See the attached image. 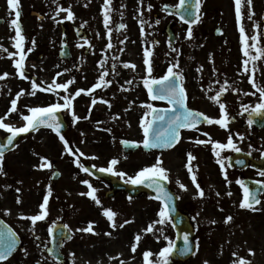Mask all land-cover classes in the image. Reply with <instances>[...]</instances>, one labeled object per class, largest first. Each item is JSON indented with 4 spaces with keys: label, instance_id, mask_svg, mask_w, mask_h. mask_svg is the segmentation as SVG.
Instances as JSON below:
<instances>
[{
    "label": "flooded vegetation",
    "instance_id": "obj_1",
    "mask_svg": "<svg viewBox=\"0 0 264 264\" xmlns=\"http://www.w3.org/2000/svg\"><path fill=\"white\" fill-rule=\"evenodd\" d=\"M37 1L39 0H19V24L24 37L23 48L26 55L25 68L30 62L34 61V54L37 52L39 37H41L43 40H49V48L52 52L56 50L53 56V66L55 64L60 65L61 62L64 65V67L56 70L60 73L65 71L66 79L63 80L65 75L52 71L50 80L55 79L56 83L74 81L66 91H71V93L66 95L72 96L78 89H82L83 85L80 82H91L87 90L93 89V86L100 82L99 78L103 71L109 73L105 77V81H111L110 84L102 85L100 88L91 91L90 94L87 91L82 92L73 100L75 114L85 115L90 113V120L83 122L81 118L78 122H74L72 113L69 110L59 111L64 115V122L67 127L66 136L69 131L74 130V142L70 143L69 140L72 147H78L79 142L86 141L97 144L98 136L96 132L107 134L106 129L113 127L109 124L107 118H105V121L99 117L94 119V115L100 107L105 110V115L117 111H145L147 108L143 105L151 102L154 107H167L160 101L150 99L148 90L144 86V79L162 78L167 74V69L177 63L179 67L174 68V71L180 72L183 76L182 85L187 93L188 107L200 111L210 118H221V112L219 105L210 100L209 97L216 95L221 87L225 86V81L228 85H231L220 97V101L226 105V111L230 119L227 129H222L216 124L203 123L197 126L198 130H183L188 132L186 139L191 140L195 138L207 141L211 138L212 141L227 143L229 136L232 137L241 151L234 152L230 149L221 151L220 158L224 160L227 180H225L224 172L217 163L218 158L214 155L211 143H193L192 146L176 149L177 144L181 141L179 140L172 149L151 154L156 155L155 161H157V158L163 161L162 166L169 173L168 188L176 196L180 213L186 215L193 226L196 235L195 254L199 252L194 264H205V262L207 264H238L239 259H245L250 264H256L255 261L259 260L262 262L261 264H264V187L256 183L257 181H264V177L259 174L264 171V163H262L264 158V127L259 128L253 124L249 126L248 113L243 110L245 105L254 107L260 102L259 92H255V95L240 93L242 89H249L250 78L254 82L264 80V57L254 62L250 61L249 71H244L243 62L247 57L243 54V45L240 38V24L242 23L245 34L249 38L250 55H257L255 48L251 47L253 44L264 49V0H252L250 8L247 0H242V20L239 23L236 18L235 0H202L198 13L194 9L195 0H186L185 7L190 8L191 11L186 13L183 9L184 18L191 21L195 19V15L201 17L198 23L192 24L191 39L187 37L189 24L185 23L180 17L181 14L178 15L177 13V10H181L178 7L180 0H111L109 8L112 10L113 7V10L112 13L109 12V23L111 25H108V28H105L104 24L103 5L105 0H94L95 9L92 14L96 19L97 26L92 31L88 28L75 27L73 22L68 23L70 20L65 17L66 19L63 18L64 20L59 24L62 30H56L55 32L52 30H49V32L38 31L37 24L48 22L49 19L55 21V23L57 21L56 10L54 14H51V8L49 9L51 6L47 4L52 3L56 7L59 4L70 5L72 11L75 10V7L69 1H78L81 4L86 0H43V3ZM15 11L10 10L8 0H0V20L2 21L0 29L2 27L7 29L10 35V37L0 35V46H2L0 47V76L4 73L8 74L4 79H0V117H4L8 113L11 101L16 98L18 93L22 90L25 93L26 89H29V91L25 96H20L17 101V111L8 115L4 121L5 123L23 120L24 115L31 114L29 112L30 108L39 107L46 102H43L44 97L52 96L47 101L52 100V102L63 104L61 97L65 96L66 93L60 89L56 90L55 93L37 90L35 95H31L32 81H36L41 87H46L43 86V81L40 79L41 73L36 75L34 73L28 74L25 71L28 80L20 78L17 69L14 67V61L19 59V55L9 58L10 53H18V49L14 47L16 43L14 39L16 35L15 27L11 23L15 18ZM250 12H254L252 19H248ZM73 19L77 18L73 17ZM121 24L126 25V27L121 29L119 27ZM109 29L111 30V48L107 47ZM253 36H256L257 40H253ZM40 43L45 44V41ZM6 46L9 49L5 52L3 49H6ZM62 46L67 50L66 56L61 54ZM40 48L42 50V46ZM79 49L84 50L82 58L77 53ZM146 49L151 52V56L148 57L153 69L151 77L148 76V66L144 63ZM101 62H104L103 68ZM124 63L134 64L136 67L135 69L125 68ZM198 69L200 70L198 71ZM79 75L84 76L85 80L81 79ZM8 77L14 78L15 80L11 81H15L17 84L8 83V86H6ZM129 81L131 83H128ZM191 88L196 89V91L191 92ZM6 89L7 95L5 97L3 92ZM197 89L200 91H197ZM201 90L206 92L208 97L199 94ZM194 93L197 95L198 100L191 103V97ZM93 99L97 101L95 105L92 104ZM33 101L37 105H34ZM68 116L71 117L70 123L66 121ZM135 119L141 122L140 114ZM101 123L103 124L101 125ZM203 133L209 135L205 136ZM239 133H250L251 136L243 141L245 136L241 135L243 137L241 140L240 136L237 135ZM35 135H41L38 138L39 140H43L45 137L54 139V134L47 129L39 131ZM188 153L196 157L191 162L193 166L192 174L196 176L195 184L191 178L192 174L189 173L186 167ZM93 161H96V159L89 162L93 163ZM201 161L202 164H205L203 170L205 168H216L219 175L210 178L201 176L203 175ZM234 162H237V165L232 164ZM93 166L95 165L93 164ZM142 166L139 165L138 168L141 169ZM174 166H179L177 170L182 171L180 173L182 176L178 179L171 176V173L175 172ZM208 174L211 175V172H208ZM77 175L79 176L78 180L81 181L77 186H81V188L79 191H72L77 196V201L73 202L68 198L65 199L67 194L63 195L65 213L61 219L51 221L46 218V220L35 226L34 231L31 230L30 235L25 236L19 232L21 248L11 258L12 260L15 258L18 264H79L80 260L84 261V264H98L102 256L105 258L107 254L111 255L110 248L113 247L115 254L112 255L115 256L116 261H113L112 264H119L118 249L117 245H114V241L116 243L117 241L120 242L122 235H124L130 240L126 246L135 244V237L140 234L143 226L145 237H151L152 232L145 231L149 227L152 216L151 208L148 205L143 206L142 209L138 208L136 212H129L130 207L124 204L130 203L134 198H129L122 192L112 194V186L103 180L92 178L85 173ZM120 179L124 180V177L120 176ZM85 180L89 181L96 189L95 194L101 202L100 205H97L95 201L86 195L83 196L87 197V200L79 197L81 193L89 191L87 185L82 183ZM175 180L191 188L194 193L193 198L188 195V190L175 188L173 190L171 187L174 185L173 181ZM230 180L233 184L228 183ZM237 180H243L250 190H252L251 186L256 189V194L261 200L259 205H255L257 210L253 211L239 207L244 193ZM101 181L106 187L103 188V185H99ZM124 181L127 182L128 179ZM196 184H199L204 191L203 197L198 195ZM258 189L259 191H257ZM67 192L68 190L65 191V193ZM252 192L254 193V191ZM46 195L48 193L42 191L40 198L44 199ZM102 195L107 200L110 196L109 202L112 203L108 206L112 211L115 207L125 206V210H122V216L125 217V220L121 223L124 224V227L121 228V224H116V227L113 228L111 222L103 215L105 209L103 206L107 205L103 204ZM119 195L124 198V204L116 203L119 201ZM141 196L150 200L148 194H142ZM155 202L159 204V207H162L161 202ZM201 208L210 209L207 213L213 214L214 223L212 221L204 225L198 222V217L202 215ZM128 212L130 217L127 216ZM115 213L117 217L119 213ZM246 213L257 217V222L252 221L250 226L242 222L245 216L243 217L241 214L246 215ZM228 216H231L232 220L225 222ZM72 219H75V221L73 222ZM125 221L131 222L125 224ZM57 223H63L68 226V229H71V238L68 240L60 239L53 243L48 229ZM89 223H92V232L78 231V229L87 228ZM172 232L174 235L173 225ZM106 233H110V235ZM37 236L39 239H36ZM67 236H69V232ZM107 242L110 248L105 246ZM208 247H211L212 256H202L203 248ZM152 250L153 248L148 247L147 244L144 247L142 244L139 247L136 246L135 252L132 251L131 247L132 258H123L124 264H131L127 263L128 260H136L135 258L139 261L144 260V253ZM60 257L62 258L61 261L60 259L56 260ZM190 260L193 259L191 258L180 264H189ZM170 264L175 263L170 262Z\"/></svg>",
    "mask_w": 264,
    "mask_h": 264
},
{
    "label": "rangeland",
    "instance_id": "obj_2",
    "mask_svg": "<svg viewBox=\"0 0 264 264\" xmlns=\"http://www.w3.org/2000/svg\"><path fill=\"white\" fill-rule=\"evenodd\" d=\"M39 3H43V0L37 1ZM69 3L73 4L75 7V10L73 11V17H76L77 19L70 20L68 23L73 22L75 27L78 28H88L90 31L94 29L96 25V22L93 16V12L95 9L94 6V0H86L83 3L79 4V2H74V1H69ZM55 4V3H54ZM47 5H50L49 9L51 8V14H54V11L58 13L60 8L63 9H70V5H64V4H59V6L56 7V5H53L52 3H48ZM48 9V11H50ZM113 10V7H112ZM112 10L110 8V12L112 13ZM55 14L57 17V21H45L42 24H37L38 25V31H45L49 32V30L52 31H60L62 30L61 27H59V24L61 23L63 18L67 17V11H59V14ZM66 19V18H65ZM108 25H111L110 23ZM0 35L3 37H10L7 29L1 28L0 29ZM42 41H45V44L40 43ZM38 49L36 54H34V61L30 62V64L25 68V71L30 73H34L38 75L41 73V80L43 81V86L52 84L53 80H50L52 71L54 72H59L58 68L64 67L62 62L60 65L55 64L53 66V56L55 51H51L49 48V40H43L41 37H39L38 41ZM42 46V50L40 48ZM56 48V47H55ZM6 49H9L8 46H6ZM57 49V48H56ZM84 50H78V54L81 56V58L84 56L83 54ZM14 52V50H13ZM60 75H65V71L59 72ZM26 75V73H25ZM81 79H84V76L79 75ZM19 77V76H17ZM21 78V77H20ZM14 78L8 77L6 80V86H8V83L12 84H17L15 81H11ZM66 79V75L63 77V80ZM15 80V79H14ZM28 80V79H26ZM85 80V79H84ZM23 82V81H22ZM86 82V81H85ZM24 83V82H23ZM83 85L82 89H85L87 91V87L91 82H80ZM257 85L264 86V80H259L255 81ZM28 86V84L26 83ZM29 89H26L25 93L23 94L24 96L28 93ZM191 92L196 91V89H190ZM197 91H200L197 89ZM257 92L256 89L253 87L252 83L250 84L249 89H242L240 90L241 94L245 93H255ZM71 93V91H68L65 93L68 94ZM199 94H203L205 97H208L206 95V92L202 91L199 92ZM3 95H7V89L5 92H3ZM141 97V96H140ZM48 98H52V96H49ZM48 98H43V102L41 106L39 107H48L56 102H52V100L47 101ZM20 99V98H19ZM23 100V97H22ZM197 95H194L191 97V103L196 102ZM34 105H37L35 101H33ZM150 104L153 105L151 102ZM154 106V105H153ZM148 112L147 110H140L136 112H119L117 111L116 113H111V114H106L105 115V110L100 107L98 108V111H96L94 115V119L96 117H99L105 121V118L108 119L109 124L113 125L112 128H107V134L106 133H101V132H96L97 140L96 143H91L89 141L86 142H79L80 144L77 145L78 147H72L73 152L76 153V155H70L68 152L63 149V147L58 143L55 135L54 139L53 138H43V140H39V136L41 135H35L32 134L28 138H22V140H19V142L16 144V148L7 156L4 157L3 163H2V169H3V174H0V216L5 217V221H7L11 227L14 229V231L20 232L23 235H30L31 230H32V224L30 220L27 219H21V216H32V215H37L40 214L41 208L40 205L43 203V199L40 198L42 191L47 192L49 191V188H51V195L49 196V203L47 205V211L48 215L46 218L49 220H57L58 218H62V216L65 213V208L63 204V200L69 199L73 202L77 201V196L72 193V191H79L81 186H77L81 183V181L78 180L79 176L77 174L81 173L84 174V171L81 170L79 167L76 166L74 163V160L76 159L77 156H79V160L81 164L84 165H95L96 168H107L110 164V161L113 159L118 160L119 162L114 166L115 172H123L126 175L121 176L124 177V180L127 181L129 177L135 176L141 169L145 167H151L153 166L156 161H155V154H147L144 153L142 148H140L138 151L135 153L129 152L126 153L122 150L121 148V140H130L136 142L138 145L143 144L144 140V131L143 128L141 127V122H138V119H135L138 114H140L141 121L145 118V113ZM77 116L83 119V122L90 120V113L89 114H80L78 113ZM149 116L147 117V119ZM149 120V119H148ZM66 121L70 123L71 117L68 116L66 117ZM26 121L23 122V120L19 122H10V125H13L15 127H23ZM8 123V122H6ZM9 124V123H8ZM91 124V123H90ZM103 123H101L102 125ZM92 125V124H91ZM74 129V128H72ZM74 130H71L67 133L68 140H70V143L74 142L73 136H74ZM3 135H8L10 133H7L5 130L2 132ZM44 134V133H43ZM42 134V135H43ZM101 134V135H100ZM238 136L244 135V140L246 141L251 134L250 133H242V134H237ZM188 136L187 131H182L180 134V142L177 144L176 149H183L186 146H192L194 141L196 140L195 138L193 140L191 139H186ZM190 143V144H189ZM65 148V147H64ZM79 150L77 152L76 150ZM83 153L82 156L79 155V153ZM46 158L47 161L51 163L53 168L56 166L59 172L61 173V178L56 182H52V175H53V168H43L41 169L39 166L42 163L41 158ZM95 157V158H93ZM166 158V157H165ZM96 159V161H93V163L89 162L90 160ZM143 162V163H140ZM142 166L141 169L138 168V166ZM205 164H202L201 161V167L203 170V167ZM179 166H174V173H171V176L177 177L176 179L180 178L182 175V171H178L177 169ZM208 172H211V175L208 174ZM204 178H210L214 177L216 175H219L218 172H216V168L214 169H206L203 170L202 172ZM120 177L119 175H117ZM81 177V176H80ZM230 180L228 183L233 184ZM174 185L171 187L173 190L178 189L181 190V188L178 186L176 180L173 181ZM99 185H103V188L106 187V185L103 184V182H99ZM187 190H188V195L190 198H193V191L191 188H189L187 185H185ZM68 190L67 193L65 191ZM186 190V191H187ZM183 192V191H182ZM66 198H63V195H66ZM52 196V197H51ZM57 196V198H55ZM81 199H86L87 197L83 195H79ZM19 199V203H17V200ZM87 200V199H86ZM102 200L103 204L107 206H103L105 210H108L110 206V203L108 200L104 198L102 195ZM119 201H115L117 204H124V198H122L121 195L118 196ZM81 202V201H78ZM77 204V203H76ZM74 204V206H76ZM128 205L130 207L129 212L133 211L136 212L138 208H141L145 205H148V207L151 208V221L148 226L154 225L153 231L151 233L150 238L145 237V232L144 231V226L141 229L140 236L141 240L137 244V247L140 246V244L143 245V247L147 244L148 247L153 248L152 252L153 256L150 257V259L153 261V264H156V261L159 259L158 253L162 250L163 247L167 246L168 242L171 241L173 243L174 235L172 232V225L170 222V219L168 222L165 224L161 225L159 223H156L160 217L158 215L161 207H159V204H157L154 199L150 200L146 197H136L131 200L130 203L124 204ZM121 207H115L114 211L119 213V215L116 217L115 216V224L120 225L122 221L125 220V217L122 216V210H125V206ZM6 210L9 214H6ZM146 208L144 209V211ZM201 213L202 215L198 217V222L203 223L204 225H207L208 222H212L214 220L213 214H208L207 211L210 209L206 208H201ZM129 212L127 213V216H129ZM200 213V214H201ZM199 214V215H200ZM244 218L242 219V222L247 223L248 226L252 223V221L255 220L254 223H256V218L253 214L246 215L241 214ZM45 218V220H46ZM74 222L75 219H72ZM41 221H38L36 223L40 224ZM35 225V226H36ZM203 226V225H202ZM148 228V227H147ZM161 229H162V234H161ZM218 235V234H217ZM121 241L116 243L114 241V245H117L118 249V259H119V264H124L125 261L123 258L125 257H131V247L133 245H127V243L130 242L129 238L126 236L122 235ZM106 247H109L110 245L108 242L105 244ZM110 248V247H109ZM111 255H108L104 258L102 256L99 259L98 264H112L113 261L115 260V256L112 254H115L114 248H110ZM109 252V250L107 249ZM199 251V250H198ZM197 251V252H198ZM199 254V252H198ZM197 253L193 256V260H190L188 263L189 264H194L196 258L198 257ZM202 256L204 257H210L212 256V250L211 247L208 248H203V253ZM132 258V257H131ZM138 260L137 258H135ZM171 260V257L169 258ZM136 260H128L127 263L131 264H145V260L141 261H136ZM264 261V260H263ZM79 264H84V261L80 260L78 262ZM256 264H261L262 262L259 260L255 261ZM0 264H18V261L15 260V258L12 260L10 259L9 261H5ZM180 264V263H177Z\"/></svg>",
    "mask_w": 264,
    "mask_h": 264
},
{
    "label": "snow or ice",
    "instance_id": "obj_3",
    "mask_svg": "<svg viewBox=\"0 0 264 264\" xmlns=\"http://www.w3.org/2000/svg\"><path fill=\"white\" fill-rule=\"evenodd\" d=\"M111 3V0H105L103 8H104V24L105 28H108V24L110 21L109 12L110 8L109 5ZM9 8L10 10H16L15 11V18L11 21L12 25L15 27V45L18 49V53H10L9 58L15 55H19V59L14 61V67L17 69V72L19 76L22 79H28V77L25 75V59L26 55L24 53L23 43H24V37L22 35V29L21 25L19 24V18H20V11H19V0H8ZM202 0H195L194 9L195 12L198 13L201 8ZM241 4L242 0H235L236 5V18L238 23L242 20V13H241ZM247 4L249 8L252 5V0H247ZM186 0H180V4L178 5L179 8H184L185 12L188 13L191 11L190 8H186ZM59 11H67V19L72 20L73 19V13L70 9H63L60 8ZM59 11L57 14H59ZM254 15V12H250L248 19H252V16ZM181 19L189 24L188 30H187V37L189 39L192 38V24L198 23L201 19L199 15H195V19L189 21L184 18V16H181ZM121 29L125 28L126 25L121 24L119 26ZM259 27V25H257ZM109 36V43L107 45L108 48L112 47V44L110 42L111 38V30L108 31ZM240 38L241 43L243 45V54L247 59L244 60V71L248 72L249 68V62L250 61H256L257 59L264 57V49H261L259 47H256L255 44H253L251 47L255 48L257 55H250V47L248 45V36L245 34V29L243 27V24H240ZM253 40H257L256 36L252 37ZM35 42L33 41V44ZM2 47V46H0ZM5 52L7 49H3ZM175 51V49H173ZM151 56V52L149 50H145V60L144 63L147 65V73L148 76L151 77L152 73V65L151 61L148 59V57ZM103 63L101 62V67L103 68ZM125 68H133L135 69L134 64L130 63H124L123 65ZM178 63L170 66L167 69V74L164 75L162 78L155 79V78H145L144 79V86L148 90V95L151 100H161V101H167L169 105H171L168 109H158L154 107L152 104H145L143 105L145 108L148 109V112L145 113V118L141 121V127L144 131V140H143V146L144 148H171L180 140V130L181 129H189V130H198V125L203 123H207L209 125L216 124L219 125L222 129H227L228 124L230 123V119L228 116V113L226 111V105L220 101L221 95L228 90V88L231 87V85L227 84V81H225V86L221 87V89L216 93V95L209 97L210 100H212L214 103L219 105V109L221 112V118H210L206 114L192 110L188 107L186 101H187V93L185 88L182 86L183 82V76L180 72L174 71V68H178ZM200 69H198L199 71ZM7 73H4L2 76H0V79H4L7 77ZM109 75L108 71H103L100 76V82L95 84L93 86V89L87 90L88 94L91 93V91H94L96 88H100L102 85L110 84L111 81H105V77ZM249 82L252 83L253 87L256 89L257 92H259V99L260 102L257 103L254 107L250 105L243 106L244 112L248 113L249 119L248 124L251 126L254 123L253 117L256 116H264V86L257 85L252 78L249 79ZM74 83L73 80H69L66 83H56L55 79L53 80L52 84L47 85V87H41L37 84L36 81H32L31 88L32 92L31 95H35L36 91H47V92H56V90H64L65 92L69 88V85ZM128 83H131L129 81ZM85 89H78L74 95L68 96L65 95L61 97L63 99V104L60 103H54L48 107H33L29 109L30 115H24L22 119L26 121V124L23 127H15L13 125H10L8 123H5L4 121L7 119V116L10 115L13 112L17 111V101L19 100L20 96L24 94L23 90L17 94L16 98L11 101V107L8 110V113L5 114L4 117H0V129L5 130L7 133H10V135L7 137L6 144H0V174H3L2 169V163L4 160L5 155V148L12 145L13 142L16 140V138L23 134L28 133L30 131H37L39 130L40 126H46L50 129H52L56 134L59 136L60 140L64 143L65 150L70 155H76V153L73 152L72 148L68 146V141L64 138L63 135H60V129L62 127V124L59 121V118L57 117L56 113L62 110H69L72 113V119L74 122H78L81 118L77 116L73 109V100L75 97H78L82 92H85ZM245 95H255V93H245ZM97 101L93 99L92 104L95 105ZM106 103V101H105ZM171 113L169 116L168 114ZM243 114V113H241ZM151 116V120H148L147 117ZM159 125V127H157ZM205 136H208V133H203ZM240 139L242 140L243 137L240 136ZM196 144H206L211 143L213 147L214 155L218 158L217 163L220 165L221 170L224 172L225 180H227V172L225 170V164L224 160L220 158L221 151L225 149H230L234 152H240L241 149L237 147V145L234 143L231 136H229L227 143H220L218 141H212L211 138H209L207 141L196 139L194 141ZM125 144H128L129 142L124 141ZM132 146H137L133 144ZM79 152V150H76ZM80 156L83 155V153H79ZM95 158V157H93ZM196 157L193 156L191 153H188L187 160L188 163L186 167L188 168V171L190 174L193 173V166L192 161L195 160ZM42 163L40 164V168L43 169L45 167L51 168L52 165L49 161L46 160V158H41ZM119 161L116 159H113L110 161V164L107 168H99L98 171L100 172H107L112 173L114 175L124 176L126 175L123 172H115L114 166ZM74 163L77 167L81 168L84 172L88 173L89 169L82 165L79 160V156L76 157L74 160ZM163 161L160 158H157L156 163L151 167H145L141 169L135 177H129L128 183H131L133 185H144L146 187L151 188L157 195L155 199L160 200L162 202V207L158 213L160 219L156 222L161 225L165 224L170 219V212L173 210L171 201L173 199L172 195L166 190L165 188V182L169 181V173L168 170L165 169L163 166ZM260 176L264 177V171L259 173ZM193 183H196V176L192 174L191 176ZM87 187L89 188V191L87 193H81V195H86L90 197L97 205H100L101 202L96 196V189L89 183V181L85 180L82 181ZM237 183L241 186L243 189V199L240 203L239 207L241 209H250V210H257L255 208V205H259L261 203V200L259 199L258 195L256 193H253L246 185L243 180H237ZM257 184L262 185L264 187V181H257ZM177 184L179 187L183 190H187L186 186L179 181H177ZM196 187L198 189V195L200 197L204 196V191L200 188L199 184H196ZM259 191V189L257 190ZM51 195V188H49L48 195H46L43 199V203L40 205L41 212L37 215L32 216H21V219H27L31 221L32 224V230L34 231L35 225L38 221H43L48 215L47 211V205L49 203V196ZM219 195V193H217ZM231 195V193H229ZM19 199L17 200V203H19ZM6 214H9L6 210ZM103 215L107 217V219L111 222V226L113 228L116 227L114 217L117 215L112 210H105L103 212ZM232 217L228 216L226 218L225 222L231 221ZM131 221H125L124 223H130ZM215 221H213L214 223ZM65 229H68L67 225L63 226ZM120 227H124V224H121ZM154 228V225L149 226L147 229H145L146 232H152ZM49 234L53 232L52 228L48 229ZM69 231V237L71 233V229H68ZM78 231H84V232H92L93 226L92 223H89L87 228L84 229H78ZM107 235H110V233H106ZM162 234V229H161ZM36 239H39L37 236ZM184 247L181 248L180 254L186 255L193 251L192 244L189 242V237L187 234L184 235ZM141 240V236L138 234L135 237L136 243L132 246V251L135 252L136 246ZM16 242H17V235L16 233L11 229L5 226L3 230H0V262H3L7 260L12 253L16 250ZM176 251L175 245L169 241L167 246L163 247L162 250L158 253L159 259L156 261V264H170V257L172 254ZM251 252V250H250ZM254 254V253H253ZM153 256V253L150 251H146L144 253V260L145 264H153V261L150 259V257ZM207 264V262H205ZM238 264H250L249 261L245 259H239Z\"/></svg>",
    "mask_w": 264,
    "mask_h": 264
},
{
    "label": "water",
    "instance_id": "obj_4",
    "mask_svg": "<svg viewBox=\"0 0 264 264\" xmlns=\"http://www.w3.org/2000/svg\"><path fill=\"white\" fill-rule=\"evenodd\" d=\"M164 102H167V101H164ZM159 109H163V108H159ZM168 115L170 116L171 113H169ZM57 117L59 118V121L61 123V117L59 115H57ZM253 119H254V124L255 125L257 124L259 126H262V124H263V117L262 116H256V117H253ZM61 124H62L63 129H64L63 123H61ZM42 127H46V126L41 125L40 128H42ZM157 127H159V125H157ZM18 138L19 137H17L16 140ZM15 141L13 142V144L15 143ZM6 142H7V140L5 142H2L0 140V144H6ZM13 144L8 146L7 148H5V153L11 150V148L13 147ZM132 145L133 144L131 142H129L128 144H125L124 142L122 143V147H123V149L125 151H129V150L135 151L137 149V147L136 146H132ZM144 149L146 151H148V152H151V151H154V150L161 151V150H167V149H170V148H144ZM263 163H264V160H263ZM232 164L237 165V162H234ZM99 175L102 178H104V179H106L108 181L110 180L111 184L114 185V188L116 190L123 189L127 193H129L130 195L132 194V195L136 196V195L142 193L143 191H146L151 196L153 195V196L156 197V195H157L151 188L146 187L144 185L126 186L125 184H123L121 182H117L113 177H110V176H108L106 174L100 173ZM165 188L167 190L166 185H165ZM171 204H172L173 210L170 212V215H171V218L174 221L175 231H176V235H177L176 242H175L176 251H174V253L172 254V257L174 258L175 261L183 262V261H186L187 259H189L190 257H192V254L194 253L195 245H193V238H194L195 235H194V232H193L191 224H189L188 218L186 216H183L182 214H180L178 212L177 204L175 202L171 201ZM5 226H7V225L0 221V230H3L5 228ZM61 228H62L61 226H57V227L54 228V236H56L57 233H59ZM185 234H187L188 237H189V242L192 244L193 251L188 253V254H186V255H181L179 250L184 247V239H183V237H184ZM17 243L18 242H16V247H17Z\"/></svg>",
    "mask_w": 264,
    "mask_h": 264
}]
</instances>
